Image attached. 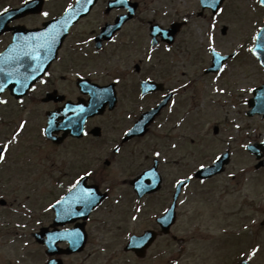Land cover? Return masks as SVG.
<instances>
[{"label":"flooded vegetation","instance_id":"flooded-vegetation-1","mask_svg":"<svg viewBox=\"0 0 264 264\" xmlns=\"http://www.w3.org/2000/svg\"><path fill=\"white\" fill-rule=\"evenodd\" d=\"M75 1L48 2L46 0L43 10L48 7L57 10L56 2L61 3L60 6L65 8L74 4ZM130 1H132L130 4L135 3L133 13H130L126 8L129 6L124 5L121 1L97 0L90 12L79 18L70 27L60 48V53L62 52L60 59L57 56L46 66L44 57H41L43 64L39 75L35 81L31 82L24 95L17 97L9 90H5L1 94V108L5 110V117L1 122L3 131L0 135L2 139L0 146L9 142L10 146L5 160L0 162V211L8 210L11 207V203L8 201L9 195L54 196L57 194L59 186H65L67 190L70 189L75 183L74 177L80 173L86 176L88 183L99 182L102 184L99 177L103 172L96 174L97 169L101 168L105 171L119 157V162L124 161L126 164L124 166L125 173L130 172L137 162L152 167L156 158L157 169L161 175L160 190L145 194L137 199L131 186L128 185L129 180H122L130 190L129 195L136 198V204L142 206V209L146 211L100 209L101 217L89 216L86 227L94 220L104 225L107 217H111L114 223H117V228H120V223L130 224L132 218L135 217L133 222L144 226L140 232H136L137 234H141L147 229L159 231L157 218L171 206L175 191L174 182L185 177L186 173H191V170H187L189 165L186 162L197 157V152L201 153L202 139L197 119L202 114L198 103L200 94L198 86H186L187 82L180 79L183 70L180 69L178 59L171 63L167 40L163 41L160 35L152 39L149 32L138 33L137 18L142 14L147 1ZM48 3L49 5H47ZM8 8H10L8 1L0 0V11ZM37 16L40 14L24 16L17 23L24 24V19ZM56 16L57 14H53L51 17ZM121 16L125 18L118 30L112 33L109 40H103V36L99 46H96V36L108 25L114 24ZM176 21L178 20L167 21L166 26L169 27L172 22ZM147 23L150 22L147 21ZM24 25L39 27L40 24ZM11 37L10 32L0 35V51L10 43ZM144 46H147L146 51L140 52ZM142 54H147V58H137ZM58 61L63 64L58 65ZM89 61L92 64H88ZM31 76L32 73L29 74V77ZM79 77L97 84H99V77H108L106 84L112 83V85L102 90L94 89L98 93H106L102 99L99 98V102L104 105V111L99 115L87 117L84 128H78L77 135L63 136L62 130H56L61 121L58 119L60 107L64 104H87L90 99V91L89 94H85L80 90ZM144 80H152L158 84L155 86L156 90L142 95L141 83ZM84 84H81L85 87L83 90L88 92L85 89L90 86L87 85L88 82ZM112 97L115 98V103L110 101V99L113 100ZM165 98L166 101L157 110L147 132L143 135L127 137L126 133L128 134L138 116L155 108ZM25 115H28L26 119ZM48 117L54 120L49 134L46 132ZM26 122H30L29 128L25 127ZM21 124L24 125L23 129L19 127ZM191 125L194 127L191 128ZM188 130L193 137L186 138ZM17 133L19 135H16ZM150 136L154 143L146 146L145 139ZM77 143L87 146L88 149L92 148L95 151V158L88 157V160L73 158L71 149ZM158 145L163 146L164 159L156 156L157 151L154 148ZM58 147L67 152L65 161H58ZM187 151L190 154L189 159L186 156ZM103 154L104 157L100 158ZM262 156L264 158V150ZM263 163L261 161L257 164L254 161L252 168L262 172L264 170ZM75 164L81 165L82 172L74 171ZM64 166L67 168L64 169ZM85 172H90L92 175L88 176ZM235 178L236 176H232L222 182L207 181L214 179L213 176L201 183L200 181L203 180L191 177L189 185L179 192L174 211H258L259 217L256 216L254 224L257 223L262 232L261 235L259 233V239L264 245V203L261 200L264 195V187L261 179L242 176L240 180L237 176V180L234 181ZM47 182L49 185L45 186ZM107 186L111 187V185ZM188 188L192 190V195L189 198L184 191ZM243 191H246L247 194L242 195ZM230 192L238 197L237 202L231 203L233 208L222 207V203ZM250 194L255 197L250 198ZM187 199H195L199 205L202 201L207 204H204L202 209L195 206L188 210L186 208L189 204ZM255 200L257 201L255 202ZM77 210L81 211L79 207ZM155 211L157 212L155 213ZM178 216L174 224L170 226V231L174 229ZM245 217L249 220L250 213L246 212ZM122 230L120 246L125 237V226L122 227ZM1 232L0 229V236ZM128 238L129 236L126 242ZM179 238L175 233H159L148 251L160 239L168 243L170 240L177 242ZM61 246L65 247L66 244H61ZM127 253L135 257L134 253ZM82 263V261H71L70 259L67 262V264ZM0 264H3L1 259Z\"/></svg>","mask_w":264,"mask_h":264},{"label":"rangeland","instance_id":"rangeland-1","mask_svg":"<svg viewBox=\"0 0 264 264\" xmlns=\"http://www.w3.org/2000/svg\"><path fill=\"white\" fill-rule=\"evenodd\" d=\"M13 1L17 0H9V3H13ZM253 1L255 2V0H228L223 7V12L215 17L214 22L216 26L211 31L209 16L204 15L201 18L196 16V11L199 10L197 0H177L176 5L181 14L190 15L189 23L180 36L183 38V43L180 44L179 63L185 64V76L182 77L183 79H195L194 77L199 76V74L201 75V67L208 63V45L223 52H231L232 50H241L242 52L247 44L250 45L252 43V37L257 30L258 22L262 16V12H258L256 8H252ZM60 5L61 3L57 6L59 10L62 9ZM40 21V18H31L26 22L37 24ZM223 25L227 27L225 35H222L220 32ZM210 35H213L212 41L209 40ZM201 79L205 80L202 77ZM263 79L264 71H261L257 61L249 59L246 56H243V60L237 57V59L228 62L226 68L216 80L217 82L211 84L208 89V94L211 96H203L204 94H201L203 98L199 102L202 114L199 118L197 117L199 128L201 129H199L202 139L201 153L197 152V157L191 159L190 162H186L189 163L187 170L195 168L198 161L208 162L215 153H219L227 148L226 146H229L232 152L231 158L233 159L228 171H239V169H242L247 164V157L244 156L245 153L242 147L243 143L256 140L264 135V119L245 117L242 111L244 105H238V103L247 96V90L258 85ZM206 81L208 82L209 80ZM220 87L225 91V94L217 93ZM4 113L5 110H1L2 116L5 115ZM26 116L28 117V115ZM29 123H27L26 128H29ZM214 125L219 127V134L217 136H214L212 133ZM193 127L191 125V128ZM186 133L193 137L190 130ZM195 134H197V131H195ZM194 138L196 139V136ZM1 141L2 139L0 138ZM71 152L73 158L80 160L83 158L88 160V157L93 158L95 154L92 148L88 149L87 146H83L80 143L73 145ZM66 153L58 147V161H65ZM186 156L189 159L190 154L188 151ZM101 157H104V154ZM119 161L120 157L110 167H107L105 171L101 168H98L96 171V174L103 172L102 176L99 177L102 180L103 187L107 185L113 186L112 196H115L119 192L125 193L128 191L121 181L123 178L128 177L129 174L125 173V162L120 163ZM65 168L67 166H64ZM73 169L75 172L83 170L79 164H75ZM138 170L133 173H136ZM215 181L222 182L226 181V179L224 176H219ZM48 185L49 183L47 182L45 186ZM262 185H264V178ZM39 197L40 199H38ZM50 197L48 195L37 197L31 195L26 197L25 194L9 195L8 201L11 203V208H14V210L21 209V211H14L10 208L0 211V229L5 231L2 233L3 236L0 237V240L7 241V243L2 244L0 247V255L8 261L7 264H16V262L18 264H39L41 261L42 258L36 259L37 247L31 243L32 239L28 233L50 222L49 214L40 216L37 212L46 211L44 207L45 202L51 199ZM252 197H255V195L250 194V198ZM125 198L128 200L126 203L131 204V196L125 194ZM225 199L222 207L233 208L231 203H236L238 197L230 192ZM261 200L264 203V195ZM39 201L43 206L40 205L38 207ZM51 202L52 200L49 201V203ZM188 202L189 204L186 207L188 210H191L195 206L200 207V209L204 208V203L199 205L195 199H189ZM22 204H24L23 208H21ZM108 204L109 201L107 202V206L103 204L102 208L108 207ZM110 207L112 208L113 206ZM36 208L37 211L35 210ZM246 212L250 213L251 218H256L257 215L259 217L258 211H179L178 221L173 229V232L180 237L179 240L177 242L169 241L166 243L165 240L160 239L151 251L148 252L145 259L142 260L129 259L121 250L120 241L124 230H122L123 226L128 230H132V228L136 230L141 229L143 226L138 222L134 224L120 223V228H117V223H114L111 217H107L104 225L98 222L90 224V242L84 254L80 255L79 258L74 257V260L81 261L85 255H88V257L84 258L86 260L84 264H231L232 262L228 261L231 260L232 256L237 255L242 250L245 254L247 253L248 247L246 248V245L243 243L244 241L233 237L234 234H232L243 223L247 222V218L245 217ZM98 214L99 212L95 216L98 217ZM38 221H40L39 224ZM16 223L21 225L25 223L27 227L15 228ZM223 229H227V231L223 232ZM243 233L256 239L257 233L261 235L262 232L257 223H255L250 228L244 230ZM99 234L101 238L97 236ZM257 240L250 238L249 247L255 242L261 245L259 251L252 259V263L264 264V245L262 240ZM103 242L107 243L105 247H101ZM20 251H22L21 258L19 257ZM157 252L164 253L159 256L156 255ZM154 255H156L155 258ZM17 257L20 260L18 259L17 261ZM236 260L232 264H235Z\"/></svg>","mask_w":264,"mask_h":264},{"label":"snow or ice","instance_id":"snow-or-ice-1","mask_svg":"<svg viewBox=\"0 0 264 264\" xmlns=\"http://www.w3.org/2000/svg\"><path fill=\"white\" fill-rule=\"evenodd\" d=\"M28 0H25V3H27ZM88 2L90 3L91 0H88ZM222 2V0H211V2H209V0H202V5L205 7H212V8H218V4ZM79 3V0H78ZM71 7V6H70ZM223 9L220 8L219 9V13H222ZM45 16L48 15V13H44ZM74 15V14H73ZM72 15L69 16L68 19H71ZM212 28L215 27V24L211 25ZM63 25H52L49 30L47 32L44 33H40L36 36H31L28 37L27 40L28 41H43V43H38L37 47L34 48L32 51H25L23 52L24 56L30 57L32 60L37 61L38 63L35 65V67H32L31 65H29V67H31L32 69V76H24L22 78V81H18V83L21 84V87H25L26 84L24 83V81H27L29 78L31 79H35V73L40 71L41 69V65L43 64V60L41 59L40 55H39V50L43 49L45 51V56L44 59H47V53H50L52 51V47L53 45L56 43V39L57 36L59 35V30L58 29H62ZM254 40L257 41V45L256 47L259 49L264 50V34L256 36L253 38ZM209 40L212 41L213 38L210 36ZM211 53L213 54L214 57H219V54L216 53L215 47H211L210 48ZM250 52H253L254 49H249ZM18 59V58H17ZM211 70V68H210ZM217 71H223V67L217 68ZM3 69L0 68V72H2ZM12 73L9 72L8 76L11 77ZM4 85H0V91L4 90ZM146 90H147V85H146ZM173 91H176V89H173ZM92 95L94 98L99 97V98H103V93H98L95 90L92 91ZM95 106V99L94 102L92 104V107ZM72 111H77V109H71ZM85 109L83 107L79 108L78 111L83 112ZM19 127L21 129L24 128V125L21 124L19 125ZM130 132L133 131L132 129L129 130ZM16 135H19V133H17ZM127 135V133H126ZM10 146V142L9 143H5L2 146H0V162L4 161L6 158V153L9 149ZM173 147H175V145H173ZM116 151H119V149H116ZM156 156H159V153H156ZM217 160H219V157H217ZM200 167L203 169L206 167V165L201 164ZM86 175L91 176L92 173H86ZM83 179V178H81ZM187 179H191V177H188ZM176 185H177V189L179 190L181 187L185 186V181L184 180H177L176 181ZM75 190V191H73ZM70 195L68 197H62L60 200L57 201L58 205H61L59 211L57 212V219L59 220H66L69 219L73 216H77V215H83V212H76L75 209V205L80 204L83 205L85 208H90L92 206L95 205L97 197L95 192H93L90 188H84L81 186V181L78 179L73 185L72 187L68 190ZM167 211V210H166ZM135 219V217H133ZM78 237H79V233L74 231V230H67L65 229L63 232H57L54 233L52 235L49 236V243L50 245H54L56 243V241L58 240H68L71 244L76 245L77 241H78ZM138 243V242H137ZM254 255V253H253ZM248 259V257H241V261L240 264H244V260Z\"/></svg>","mask_w":264,"mask_h":264},{"label":"water","instance_id":"water-1","mask_svg":"<svg viewBox=\"0 0 264 264\" xmlns=\"http://www.w3.org/2000/svg\"><path fill=\"white\" fill-rule=\"evenodd\" d=\"M256 48H257V47H256ZM257 49L260 50V52L263 51L262 49H259V48H257ZM263 53H264V51H263ZM263 53H261V54H262V56H263V59H262V60H263V62H264V55H263ZM262 90H264V89H261L259 92H262ZM263 98H264V95H262V93H259V94L257 93L256 96H255V98H254V100L257 101L256 103H258V102H260V103L263 102V103H264V101L262 100ZM263 103H262V104H263ZM96 202H97V201H96Z\"/></svg>","mask_w":264,"mask_h":264}]
</instances>
